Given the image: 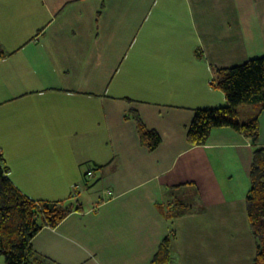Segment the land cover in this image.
Returning a JSON list of instances; mask_svg holds the SVG:
<instances>
[{
	"label": "crops",
	"instance_id": "0c3cea01",
	"mask_svg": "<svg viewBox=\"0 0 264 264\" xmlns=\"http://www.w3.org/2000/svg\"><path fill=\"white\" fill-rule=\"evenodd\" d=\"M0 52L8 177L72 209L32 237L33 264H151L170 234L167 264H253L250 141L186 135L195 109L227 105L215 69L264 55V0H0ZM259 127L264 146V110Z\"/></svg>",
	"mask_w": 264,
	"mask_h": 264
},
{
	"label": "trees",
	"instance_id": "16d2710c",
	"mask_svg": "<svg viewBox=\"0 0 264 264\" xmlns=\"http://www.w3.org/2000/svg\"><path fill=\"white\" fill-rule=\"evenodd\" d=\"M213 82L225 94L227 105L195 109L187 129V141L191 146L204 145L215 127H231L250 141L252 162L246 208L256 242L253 264H264V146L259 141V114L264 110V55L239 65L216 68ZM244 104L253 107L242 120L237 108ZM133 118L142 143L155 149L161 142L158 132L147 128L136 113ZM184 207L182 201L174 203L169 218L184 212ZM71 211L63 203L35 200L23 194L8 177L0 155V257L4 258V264H33L32 237L44 225L56 227ZM171 235L161 241L151 264L173 260L169 248Z\"/></svg>",
	"mask_w": 264,
	"mask_h": 264
},
{
	"label": "rangeland",
	"instance_id": "374dc122",
	"mask_svg": "<svg viewBox=\"0 0 264 264\" xmlns=\"http://www.w3.org/2000/svg\"><path fill=\"white\" fill-rule=\"evenodd\" d=\"M250 106L247 105L246 107H244V109H242L243 114H246V116L249 115V110H252V108L250 109ZM0 260H3L4 261V258L3 257H0Z\"/></svg>",
	"mask_w": 264,
	"mask_h": 264
},
{
	"label": "built area",
	"instance_id": "2783aa9c",
	"mask_svg": "<svg viewBox=\"0 0 264 264\" xmlns=\"http://www.w3.org/2000/svg\"><path fill=\"white\" fill-rule=\"evenodd\" d=\"M92 174H93V172H92V170H90V171L87 172L86 175H87V177H91Z\"/></svg>",
	"mask_w": 264,
	"mask_h": 264
}]
</instances>
